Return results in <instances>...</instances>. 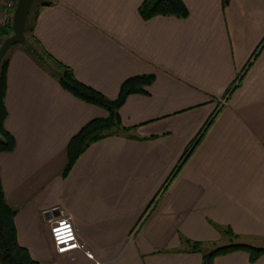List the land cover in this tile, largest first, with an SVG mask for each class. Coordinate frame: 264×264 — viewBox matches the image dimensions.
Returning a JSON list of instances; mask_svg holds the SVG:
<instances>
[{"label":"crops","instance_id":"obj_1","mask_svg":"<svg viewBox=\"0 0 264 264\" xmlns=\"http://www.w3.org/2000/svg\"><path fill=\"white\" fill-rule=\"evenodd\" d=\"M182 1L186 18L149 20L142 0L32 4L36 41L106 98L154 74L148 94L118 110L129 131L90 144L62 177L71 136L108 113L62 89L24 47L8 50L4 128L15 146L0 151L1 188L19 245L40 264H200L180 237L227 243L216 225L264 247V0ZM61 215L92 259L55 251L49 222ZM212 264L264 256L237 250Z\"/></svg>","mask_w":264,"mask_h":264},{"label":"trees","instance_id":"obj_2","mask_svg":"<svg viewBox=\"0 0 264 264\" xmlns=\"http://www.w3.org/2000/svg\"><path fill=\"white\" fill-rule=\"evenodd\" d=\"M230 0H222V8L229 4ZM41 5H47L43 3ZM32 9V8H31ZM29 11L26 26H25V44H20L30 54L32 59L38 66L43 68L50 77L55 78L62 89L68 91L78 100H82L91 105L103 108L108 115L105 118H96L88 121L83 125L74 135L71 136L66 146V162L60 173L62 177L66 176L73 168L76 160L93 142L110 135L126 133L129 128L121 123L119 109L131 94H145L147 95L146 87L154 81V74H141L128 77L125 79L119 88L116 98L108 99L94 87L79 81L72 71V69L61 62L54 59L50 54L42 48L41 44L36 41L33 36V25L29 24V18L32 11ZM143 20H149L155 16H176L178 18H186L188 16L187 7L182 0H142L139 5L138 12ZM34 16L36 13L34 12ZM33 16V17H34ZM11 20L6 24H0V42L12 34ZM28 33V36H27ZM29 37V39L27 38ZM264 44V38L261 45ZM260 45V47H261ZM259 47V48H260ZM8 53V52H7ZM6 53V54H7ZM0 61V151L9 152L14 149V137L4 128L6 118L5 96H6V75L7 66L9 63L8 55ZM240 75L237 77L239 82ZM237 84V82H236ZM227 89L225 100L228 97L229 91L235 88ZM194 143V142H193ZM193 143H190L185 153L181 156L182 160L187 157L193 148ZM178 166L173 171L172 175L177 171ZM0 181V264H40L33 260L26 248L19 245L17 240L14 217L16 215L15 209L11 208L7 203ZM217 229L223 232L227 237L228 242L218 245L216 242H200L193 241L188 238L180 237L181 244L187 245L191 251H199L202 253V260L200 264H212L214 258L222 254L232 253L234 251H245L249 255V261L254 262L260 256H264V247L255 246L248 242H243L241 236L236 234L228 226H218Z\"/></svg>","mask_w":264,"mask_h":264},{"label":"built area","instance_id":"obj_3","mask_svg":"<svg viewBox=\"0 0 264 264\" xmlns=\"http://www.w3.org/2000/svg\"><path fill=\"white\" fill-rule=\"evenodd\" d=\"M15 3L16 0H3V7L0 10V24H6L11 20ZM71 221L72 219L68 215H61L51 219L49 223L52 246L58 254L80 250L92 259V254L86 250L85 246L78 239L77 234H75L76 229Z\"/></svg>","mask_w":264,"mask_h":264},{"label":"water","instance_id":"obj_4","mask_svg":"<svg viewBox=\"0 0 264 264\" xmlns=\"http://www.w3.org/2000/svg\"><path fill=\"white\" fill-rule=\"evenodd\" d=\"M35 0H16L11 17L12 34L0 42V61L4 54L16 44H25L24 29L29 11Z\"/></svg>","mask_w":264,"mask_h":264},{"label":"rangeland","instance_id":"obj_5","mask_svg":"<svg viewBox=\"0 0 264 264\" xmlns=\"http://www.w3.org/2000/svg\"><path fill=\"white\" fill-rule=\"evenodd\" d=\"M1 7H3V3H2V6ZM13 12V11H12ZM27 36H28V33H27ZM28 39H29V37H27ZM14 46H22V45H20V44H16V45H14ZM224 241V243L225 242H227V240H224V239H222V242ZM218 244V243H217Z\"/></svg>","mask_w":264,"mask_h":264},{"label":"bare ground","instance_id":"obj_6","mask_svg":"<svg viewBox=\"0 0 264 264\" xmlns=\"http://www.w3.org/2000/svg\"><path fill=\"white\" fill-rule=\"evenodd\" d=\"M13 13V12H12Z\"/></svg>","mask_w":264,"mask_h":264}]
</instances>
